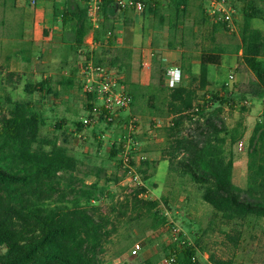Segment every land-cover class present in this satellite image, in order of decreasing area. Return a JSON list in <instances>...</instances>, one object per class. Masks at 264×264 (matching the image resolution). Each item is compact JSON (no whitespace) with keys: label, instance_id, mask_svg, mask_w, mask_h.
<instances>
[{"label":"rangeland","instance_id":"374dc122","mask_svg":"<svg viewBox=\"0 0 264 264\" xmlns=\"http://www.w3.org/2000/svg\"><path fill=\"white\" fill-rule=\"evenodd\" d=\"M173 1L157 0V3H160L166 19H173L178 25L175 32H170L169 40L174 42L175 50L184 52L181 83L184 75L190 76L191 81L201 52L210 53L221 49L224 53L223 64L209 68L213 84L206 91L199 92V101L203 97H211L212 101L214 95L232 94L235 106L225 107L223 117L229 129L239 123L243 124L245 129L242 139L248 146L256 124L264 120V98L243 95L258 81V75L246 66L242 54L237 51L241 46L243 9L253 0H228V7L236 11L239 33L235 35L222 29L218 25L220 23L211 21L206 14V6L197 0L189 1L186 12L175 20L176 8ZM254 2L259 9L263 7L260 0ZM77 4L88 10L87 4L82 0H39L34 9L22 0H0V118L8 112V98L13 101H30L34 110L45 121L42 136L58 138L60 144H64V138L68 141L71 154L80 162L77 177L87 185L97 183L101 191L97 205L103 213L112 214L115 224L116 230L103 255L104 263L136 264L134 260L138 259L140 264H146L148 260L153 264L159 261L168 264L172 250L182 249L184 242L197 246L199 264H211V256L222 260L232 259L234 264H264V221L250 219L243 227L225 224L215 215L213 208L203 201L202 192L188 177L176 170L178 160L173 161L168 156L167 129L172 126V120H169L163 100L166 94L158 92L157 100L153 103L157 109H151L148 105L151 95L148 88L132 82L134 74L137 75L143 69L142 58L133 64V55L128 47L122 48V45L114 48L108 45L109 39L117 40L119 27L123 31L120 36L122 42L131 44V29L135 27L131 20L125 22L120 18L106 22L100 16L97 22H93L88 12L93 39L102 43L96 44L92 61L113 72L117 89L125 88L132 96L133 104L115 115H95L90 124H84L89 118L87 105L90 102L78 66L79 55L74 50L75 25L71 23L64 27L61 21L63 10ZM52 16L56 18V29L50 32L46 25L48 17ZM146 23L150 21L147 20ZM253 26L259 29L264 27L260 19L254 20ZM160 42L158 40L157 44ZM147 47L160 48L149 46V43ZM117 54L123 58L112 66L111 60ZM75 69L78 70L75 88L67 90L59 86L62 77H69L70 72ZM260 71L264 72V63L261 64ZM163 72L166 74L167 71L162 70L161 73ZM231 75L235 79L227 86ZM47 79L52 81L54 92L51 94L36 93L29 97L25 93V87L29 83L38 84ZM132 117L137 119L136 140L139 143V150L133 157V171L111 155L113 145L119 147V143L127 135ZM150 118H155V122L150 121ZM62 121L63 129L57 130V123ZM159 121L160 126L157 127ZM142 126L145 127V140H148L147 146L150 149H143L140 145L142 136L140 137L139 130ZM193 129L190 125H185L184 133H193ZM227 150H230L229 144ZM247 152L248 148L245 153H239L236 145L233 153L238 164L242 158L247 157L248 161ZM149 153L154 154L151 155L154 159L147 156ZM142 155L146 156L145 160L141 159ZM164 160L167 162L164 163ZM171 167L173 171L170 170ZM135 172L141 176L142 184L131 181ZM247 177L248 164L238 169L236 183L246 185ZM142 187L146 192L141 197L158 203V210L168 219L167 224L158 230H154V220L149 214L141 212L137 216L132 210L125 211L123 208L126 201L131 200ZM233 228L242 233L236 246L226 236H238ZM175 229L179 232H175ZM129 243L143 245L142 252L136 258L129 256L132 248ZM127 248L130 250L127 251ZM125 252L126 255L122 257ZM112 258L117 259L111 260Z\"/></svg>","mask_w":264,"mask_h":264},{"label":"trees","instance_id":"16d2710c","mask_svg":"<svg viewBox=\"0 0 264 264\" xmlns=\"http://www.w3.org/2000/svg\"><path fill=\"white\" fill-rule=\"evenodd\" d=\"M254 1L243 9L241 46L237 51L242 52L246 66L259 78L243 95L264 98V72L260 71L264 63V27L253 26L256 19L262 20L264 26V0H260L261 9ZM173 2L178 20L186 12L188 1ZM128 11L117 0H102L100 16L112 22ZM144 12L161 25L167 21L157 1L145 2ZM54 20L56 23L55 17ZM61 21L64 27L74 23V50L76 53L85 50L86 57L91 59L94 49L90 50L85 43L92 30L88 10L78 4L64 9ZM168 22L170 31L175 32L176 22L173 19ZM218 25L225 29L221 23ZM95 43L102 44L96 38ZM112 44L109 39L108 45ZM169 48H175L173 41ZM223 55L221 49L202 52L200 72L192 76L188 86L168 91L148 87L151 93L148 105L157 109L153 104L157 93L166 94V109L173 116L172 126L167 129V154L173 161L178 160L176 170L202 192L203 201L225 224L243 227L250 219L264 221V120L256 124L248 141L247 186L242 189L233 181L236 163L233 152L244 137L245 128L239 123L229 129L223 117L224 108L233 107L235 100L232 94L224 93L214 95L212 101L211 97L199 101V92L213 84L209 68L222 66ZM122 58L117 54L110 64L115 66ZM77 74V69L72 70L69 77H62L59 86L67 90L75 88ZM52 92L51 79L25 87L29 97ZM88 98L90 103L94 100L91 95ZM7 102L8 112L0 118V264H105L106 245L116 228L112 214L103 213L97 205L99 186L87 185L77 177L80 162L71 154L65 138L64 144H60L58 138L42 136L45 121L30 101L8 98ZM185 125L193 127V133L185 134ZM63 127V121L56 125L57 130ZM118 152L117 145H113L111 155L115 158ZM145 192L142 187L123 208L137 216L141 212L149 214L154 220V230H158L168 219L158 210V203L141 197ZM236 232L237 237L226 235L233 246L242 234ZM197 254L196 245L184 244L182 249L174 248L169 259H174L172 264H199ZM210 263L234 264V261L211 256Z\"/></svg>","mask_w":264,"mask_h":264},{"label":"built area","instance_id":"2783aa9c","mask_svg":"<svg viewBox=\"0 0 264 264\" xmlns=\"http://www.w3.org/2000/svg\"><path fill=\"white\" fill-rule=\"evenodd\" d=\"M30 8H36L39 0H22ZM88 6V12L93 22H97L100 17L102 0H82ZM157 0H117L118 4L123 10H134L136 13H143L145 11V2H154ZM192 1V0H184ZM206 6L205 11L211 21L215 23H221L224 25L225 30L232 34H238L239 29L237 27L236 11L228 7V0H197ZM47 30L52 32L55 30L54 17L47 19ZM86 45L90 50L96 47L94 39L86 40ZM242 53V52H241ZM78 66L82 74L83 85L86 91L87 97L91 95L94 100L90 103L92 105L89 110V118L84 121L87 126L90 124L93 116L95 115H115L121 110L129 109L133 104V98L125 91H119L116 87V80L113 72L110 69L99 67L94 64L91 59H88L85 54V50L78 52ZM153 53L149 52L142 57V67L144 70H150L152 67ZM166 83L170 89H174L181 84L182 69L181 67H173L166 72ZM235 77L231 75L226 85H230L234 81ZM160 126V121L158 122ZM157 123V124H158ZM138 132L137 119H131L128 124V133L124 136V140L119 143V152L116 155L123 166L133 171V157L139 150V143L136 140ZM247 143L244 139L240 140L237 144L239 153H245L247 151ZM142 160L146 159L145 155H142ZM131 181L142 184L141 176L138 173H134L131 176ZM175 232H179L175 229ZM183 244H186L183 242ZM143 250V245L140 243L135 244L130 250V258H136ZM174 259H168L167 263L172 264Z\"/></svg>","mask_w":264,"mask_h":264},{"label":"crops","instance_id":"0c3cea01","mask_svg":"<svg viewBox=\"0 0 264 264\" xmlns=\"http://www.w3.org/2000/svg\"><path fill=\"white\" fill-rule=\"evenodd\" d=\"M144 13L145 12L136 13L134 11H128L127 15H125L124 17L121 18L125 22L128 20L129 21L131 20L133 25H135V27H133L131 29V32H133V35H132L133 41H131L130 42L131 44H128V45H127V42H122V39H120V36H122L123 31H122V27H119L120 29L117 30V33H118L117 40L114 39L112 46L114 48L115 47L120 48L122 45H123L122 48L128 47L130 52L133 55V64L138 63V62H136V60H139L140 58L145 56L147 53H149V52L153 53L151 69L150 70L142 69L139 73H137V75L133 73L135 75V79H133L132 82L137 84L138 86H140L142 88L151 87V88L163 89L164 91H168V89H170V88L167 86V83H166V80H167L166 75L164 72L161 73V71L162 70L167 71L168 69L173 68V67H181L182 68V63H183L182 61H183V57H184V52L180 51L179 49L175 50V49L169 48V43L171 42L169 40V35H170L171 31L169 28L168 19H167L165 24L161 25V24H159L158 19H155L154 16L148 15L146 13L144 14ZM147 20H149L150 23H146ZM46 28H47V26H46ZM93 34L94 33L92 30L86 40L93 39V37H94ZM146 40H148V41H146ZM158 40L161 41L160 44H157ZM147 43H149V46L154 45V46H159L160 48L154 49L151 47H147ZM240 54H242V53L240 52ZM201 55H202V52L200 54L199 59L197 60V70L196 69L194 70V75H198L200 72ZM189 77L190 76H188V75H184L183 81L179 86H181V85L182 86H188L190 84ZM118 90L127 92L126 89L123 87L118 88ZM149 97H150V95H149ZM164 99H166V95L164 96L163 100ZM172 119H173V116H170L169 120H172ZM149 120L150 121L154 120L153 122H155V118L154 119L150 118ZM139 134H140V137L142 136V142H140L141 147L143 149H147L148 148V146H147L148 140H145V139H147L146 138L147 133H146L145 127L143 128V126H142L140 128ZM150 144H151V142H150ZM148 149H150V148H148ZM151 155L154 156V154H152V153H149L147 156H149V158L151 159V158H153V156H151ZM235 158H236V155H235ZM163 162L165 163L167 161L164 160ZM247 164H248L247 157L242 158V160L239 164L237 162L235 163L233 181L237 186H239L242 189H245L247 184L246 185H238L236 183V173H237L239 168H243L244 165L247 166ZM129 250L130 249H128L127 251H129ZM125 255H126V252L124 253V255L122 257H124ZM115 259H117V258H112L111 260H115ZM134 261L136 262V264H140V262H141L138 259H135ZM147 262H146V264H147ZM156 264H164V262L159 261Z\"/></svg>","mask_w":264,"mask_h":264}]
</instances>
